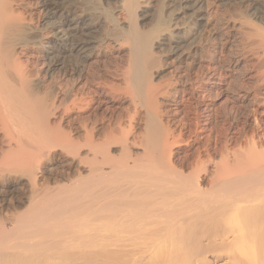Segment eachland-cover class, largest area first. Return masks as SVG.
<instances>
[{
  "label": "bare ground",
  "instance_id": "bare-ground-1",
  "mask_svg": "<svg viewBox=\"0 0 264 264\" xmlns=\"http://www.w3.org/2000/svg\"><path fill=\"white\" fill-rule=\"evenodd\" d=\"M0 152V264H264V0H0Z\"/></svg>",
  "mask_w": 264,
  "mask_h": 264
},
{
  "label": "rangeland",
  "instance_id": "rangeland-1",
  "mask_svg": "<svg viewBox=\"0 0 264 264\" xmlns=\"http://www.w3.org/2000/svg\"><path fill=\"white\" fill-rule=\"evenodd\" d=\"M107 52H110L111 54H108L106 57H104V58H98V59H96V60H94L93 62H95V63H91V64H89V70H94V75L96 76V77H98V78H100V77H103L104 75V73H105V70H109L110 72H117V71H119V69H122V66L124 67V65H125V58L123 57V56H121L120 57V54H118L117 52V50H113V49H109V50H107ZM33 54V53H32ZM32 54H29L28 55V58L27 59H24V61H23V63H22V66H23V68H21V70H24V71H27V72H31L32 73V71H36V72H38V77H39V74L41 73V75L40 76H43V78L42 77H40L43 81V84H42V88H43V90H48V89H51L52 91H51V95H52V93L53 92H55V93H61L62 91H60L62 88H63V86H64V78H63V76L61 75V72H57V69H55L54 71H51L53 74L51 75V77L50 76H48V74H46L47 76H46V78H44L45 77V74H44V71H43V68L41 69V67H40V65L38 66V63L35 61V59H36V57H33V55L34 56H36L35 55V53L32 55ZM116 54V55H115ZM32 56V57H31ZM112 56H114V58L112 57ZM119 56V57H118ZM27 57V56H26ZM112 57V58H111ZM117 57V58H116ZM121 58V59H120ZM124 58V59H123ZM170 59H172V58H170ZM26 60L28 61V62H26ZM103 60V61H102ZM106 60V61H105ZM107 60H109V61H107ZM97 61H99L98 63H97ZM35 64H34V63ZM107 62V63H106ZM109 62V63H108ZM120 63V64H119ZM98 66H97V65ZM36 65V66H35ZM91 66V67H90ZM94 66H96V67H94ZM117 66V67H116ZM37 67H39V68H37ZM121 67V68H120ZM25 68V69H24ZM36 68V69H35ZM91 68V69H90ZM95 68V69H94ZM108 68V69H107ZM28 69V70H27ZM38 69H39V71H38ZM97 71V72H96ZM103 71V72H102ZM103 73V74H102ZM43 74V75H42ZM99 74V75H98ZM53 76V77H52ZM62 76V77H61ZM167 76V78H165ZM165 77H160V79L157 81H155L154 83L156 84V85H164V84H168V82L167 81H170L171 79H169L170 77V75H166ZM114 77H116V78H114V80H113V83L115 84L114 86H116L118 89H119V87L121 88V87H123L124 85L123 84H121V79H120V77H117L116 75L114 76ZM169 77V78H168ZM46 79V80H45ZM99 80V79H98ZM97 80V81H98ZM119 80V81H118ZM167 80V81H166ZM163 82V83H162ZM45 84V85H44ZM59 85H60V87H59ZM46 87H48V88H46ZM45 88V89H44ZM58 91H60V92H58ZM119 91H117V93H118ZM117 102H119V103H117ZM122 102V99H119V100H117L113 105H109L108 104V107H107V109H110L112 112H114L113 114H115V115H117L118 113H120V112H122V114L126 117V115H125V110L126 109H130V107L128 106L127 107V105H126V103H121ZM123 104V106H120V105H122ZM222 105V104H221ZM62 105H60V107L58 108V109H63V107H61ZM224 106V105H223ZM102 109V108H101ZM113 109H114V111H113ZM187 109H191L190 107H187ZM227 109V108H226ZM102 112V113H101ZM100 113L101 114H106V113H104L105 111H101ZM108 113H111L110 111L108 112ZM107 113V114H108ZM0 155H1V152H0ZM2 156H5V155H2ZM2 156H0V161L2 160V158H4V157H2ZM40 185L39 186H41L42 184L44 185L45 184V181H40V183H39ZM42 185V186H43Z\"/></svg>",
  "mask_w": 264,
  "mask_h": 264
}]
</instances>
